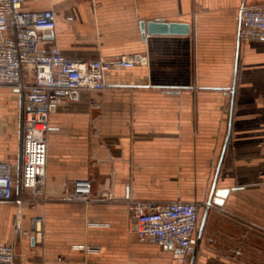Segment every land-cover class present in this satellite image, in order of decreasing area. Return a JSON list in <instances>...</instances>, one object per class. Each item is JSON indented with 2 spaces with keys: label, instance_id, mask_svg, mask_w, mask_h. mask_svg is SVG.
Wrapping results in <instances>:
<instances>
[{
  "label": "crops",
  "instance_id": "obj_1",
  "mask_svg": "<svg viewBox=\"0 0 264 264\" xmlns=\"http://www.w3.org/2000/svg\"><path fill=\"white\" fill-rule=\"evenodd\" d=\"M264 0H51L55 46L70 60L134 57L110 69L103 91L79 90L52 108L44 185L38 202H0V245L13 264H264V42L238 41L239 10ZM161 20L189 33L145 35ZM19 97L0 87V160L11 146ZM8 154L10 156H8ZM76 181L91 202L71 203ZM196 246L180 263L173 249L139 240L125 203L207 204ZM35 219L36 224L33 222ZM39 223L37 224V221ZM34 223V225H33ZM33 240V241H32ZM95 247L87 253L81 247Z\"/></svg>",
  "mask_w": 264,
  "mask_h": 264
},
{
  "label": "built area",
  "instance_id": "obj_2",
  "mask_svg": "<svg viewBox=\"0 0 264 264\" xmlns=\"http://www.w3.org/2000/svg\"><path fill=\"white\" fill-rule=\"evenodd\" d=\"M51 0H0V87L10 89L21 105V152L18 166L0 160V202L17 207L38 202L44 185L49 114L79 90L103 91L106 73L131 69L143 60L134 57L95 61L70 60L55 46L40 49L53 38L55 22L51 10L25 11L26 3ZM238 41L264 42V5L239 10ZM89 181H76L68 199L71 203L91 202ZM130 231L173 249L174 260L184 263L196 246L199 202L125 203ZM33 222L36 224L35 219ZM33 223V225H34ZM39 220L37 221V224ZM87 253L95 247H81ZM11 246L0 245V264H13Z\"/></svg>",
  "mask_w": 264,
  "mask_h": 264
},
{
  "label": "water",
  "instance_id": "obj_3",
  "mask_svg": "<svg viewBox=\"0 0 264 264\" xmlns=\"http://www.w3.org/2000/svg\"><path fill=\"white\" fill-rule=\"evenodd\" d=\"M140 30L142 33V38H145V35L154 36V35H175L183 36L189 33V26L181 23H165L161 20L140 23ZM215 181L212 184L210 196L207 201V209L212 204L216 207H222L225 198L228 195L227 190H217L215 191ZM33 241V240H32Z\"/></svg>",
  "mask_w": 264,
  "mask_h": 264
},
{
  "label": "rangeland",
  "instance_id": "obj_4",
  "mask_svg": "<svg viewBox=\"0 0 264 264\" xmlns=\"http://www.w3.org/2000/svg\"><path fill=\"white\" fill-rule=\"evenodd\" d=\"M20 118H21V110H20L19 119L17 120L18 124H17V130L15 132V135H11L9 137V139H10L9 144H11V146H13L15 148H17L21 144ZM2 150H4V151L7 150V152H14V153L18 151V149H1L0 151H2ZM8 156H10V155L8 154Z\"/></svg>",
  "mask_w": 264,
  "mask_h": 264
}]
</instances>
